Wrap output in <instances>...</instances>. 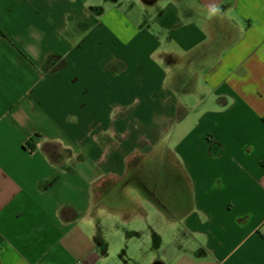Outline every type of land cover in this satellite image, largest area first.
<instances>
[{
	"label": "crops",
	"instance_id": "obj_1",
	"mask_svg": "<svg viewBox=\"0 0 264 264\" xmlns=\"http://www.w3.org/2000/svg\"><path fill=\"white\" fill-rule=\"evenodd\" d=\"M0 28V264H264V0H0Z\"/></svg>",
	"mask_w": 264,
	"mask_h": 264
},
{
	"label": "rangeland",
	"instance_id": "obj_2",
	"mask_svg": "<svg viewBox=\"0 0 264 264\" xmlns=\"http://www.w3.org/2000/svg\"><path fill=\"white\" fill-rule=\"evenodd\" d=\"M135 177H133V175L132 174H130L129 175V177H128V179L126 180V182L127 183H125L124 185H123V192H125V193H128L130 196H134V195H136V193H146L147 192V189L145 188V187H143L142 185H138L136 182H135ZM115 191H118L117 189L115 190ZM112 202H117V201H115L114 199L112 200ZM124 202H129L128 200L126 201V200H124V201H122V203H124ZM142 207L145 209V210H151L152 209V207H154V205H153V203L152 202H150V201H144V202H142ZM133 222H131L130 221V223L128 222L127 223V228H131V226L133 225L132 224ZM135 224V223H134Z\"/></svg>",
	"mask_w": 264,
	"mask_h": 264
},
{
	"label": "trees",
	"instance_id": "obj_3",
	"mask_svg": "<svg viewBox=\"0 0 264 264\" xmlns=\"http://www.w3.org/2000/svg\"><path fill=\"white\" fill-rule=\"evenodd\" d=\"M4 35V32L0 28V37ZM113 69L112 65L110 64L108 66V70L111 72ZM27 145H30V142L26 143ZM30 148L33 149L34 146L31 144ZM44 152L53 160H57L61 157V151L57 144L48 142L43 146Z\"/></svg>",
	"mask_w": 264,
	"mask_h": 264
},
{
	"label": "clouds",
	"instance_id": "obj_4",
	"mask_svg": "<svg viewBox=\"0 0 264 264\" xmlns=\"http://www.w3.org/2000/svg\"><path fill=\"white\" fill-rule=\"evenodd\" d=\"M216 12H218V9H213V10H212V15H215Z\"/></svg>",
	"mask_w": 264,
	"mask_h": 264
}]
</instances>
